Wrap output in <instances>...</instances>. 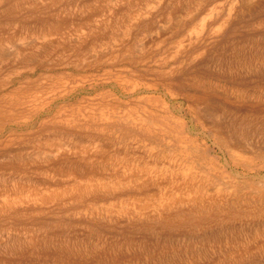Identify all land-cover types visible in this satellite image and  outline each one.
I'll use <instances>...</instances> for the list:
<instances>
[{"label":"rangeland","instance_id":"374dc122","mask_svg":"<svg viewBox=\"0 0 264 264\" xmlns=\"http://www.w3.org/2000/svg\"><path fill=\"white\" fill-rule=\"evenodd\" d=\"M0 264H264V0H0Z\"/></svg>","mask_w":264,"mask_h":264},{"label":"bare ground","instance_id":"6f19581e","mask_svg":"<svg viewBox=\"0 0 264 264\" xmlns=\"http://www.w3.org/2000/svg\"><path fill=\"white\" fill-rule=\"evenodd\" d=\"M195 154V153H194ZM184 171V170H183Z\"/></svg>","mask_w":264,"mask_h":264}]
</instances>
